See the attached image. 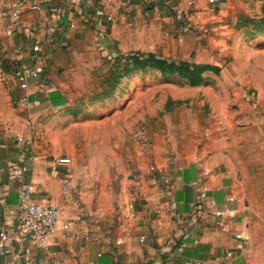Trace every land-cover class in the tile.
I'll list each match as a JSON object with an SVG mask.
<instances>
[{"label": "crops", "instance_id": "obj_1", "mask_svg": "<svg viewBox=\"0 0 264 264\" xmlns=\"http://www.w3.org/2000/svg\"><path fill=\"white\" fill-rule=\"evenodd\" d=\"M13 1L18 0H0V22L6 32ZM30 4L38 9L23 5L20 28L9 37L19 65L38 69L43 78L39 86L38 80L32 84L29 95L31 112L38 118L66 107L60 85L45 83L56 81L51 68L57 63L54 52L84 43L93 31L100 44L116 51L127 37L134 38L140 31L135 26L145 25L146 16L159 12L180 16L207 0H30ZM34 44L41 46V54L33 53ZM237 133L244 138L233 144L236 153L225 148L228 140L217 139L205 144L193 140L182 148L174 145L167 154L157 148L153 171L143 165L128 174L129 180L109 186L89 179L100 177L95 169L57 165L23 140L0 139V234L4 233L0 251L5 252L0 264H27V258L30 264H264V186L249 184L251 175L264 177L259 165L264 162V122L254 116ZM24 183L34 184L36 202L59 207V221L46 246L19 230V189ZM202 192L208 212L234 210L235 217L194 228L193 214ZM187 232L186 247L177 254L176 246ZM237 233L249 234L251 240L240 241Z\"/></svg>", "mask_w": 264, "mask_h": 264}, {"label": "rangeland", "instance_id": "obj_2", "mask_svg": "<svg viewBox=\"0 0 264 264\" xmlns=\"http://www.w3.org/2000/svg\"><path fill=\"white\" fill-rule=\"evenodd\" d=\"M156 14L116 51L93 31L54 52L56 81L45 83L60 85L66 107L38 118L21 102L20 65L0 22V139H22L54 162L71 158L97 170L89 179L104 186L143 165L153 171L157 148L167 154L217 139L236 153L238 130L254 116L264 122V0H207L180 16ZM249 178L264 186V177Z\"/></svg>", "mask_w": 264, "mask_h": 264}, {"label": "built area", "instance_id": "obj_3", "mask_svg": "<svg viewBox=\"0 0 264 264\" xmlns=\"http://www.w3.org/2000/svg\"><path fill=\"white\" fill-rule=\"evenodd\" d=\"M108 1V0H107ZM211 3L215 2V0H210ZM12 10L9 14V28L7 29V33L9 36H13L15 31L20 28V9L23 5H29L31 10L35 11L38 9L37 5L30 4V0H18L13 1ZM112 18H109L111 20ZM103 37V35H102ZM32 51L35 54H41L42 49L39 44H34L32 47ZM40 77V72L38 69L33 68L31 66H20L18 71V84L23 92L21 97V102L31 107L32 103L29 100V95L31 91L32 84L36 82ZM22 141V139H19ZM72 163L69 158H62L56 161L57 165H70ZM14 166L16 164H13ZM23 173L27 172L28 169L26 167L21 169ZM162 181H167L168 177L166 175H161L160 178ZM36 192V188L32 183H24L19 189V203H18V211H19V230L25 236H29L33 241H35L40 246H46L49 236L54 232L60 217V210L56 204H45L36 202L34 199V194ZM201 204L197 205L195 208V212L193 214L194 228L200 227L203 224L209 226H215L219 221L224 220L226 218H233L236 215L234 210H229L228 212H223L221 210H213L212 212H208L205 209L203 203L207 199L206 193L202 192L200 195ZM234 198H229V202H233ZM65 230L69 229V226L64 227ZM1 237H4V233L0 234ZM190 237V232H187L182 240L176 246V253L179 254L186 247V241ZM236 239L249 242L251 240V236L246 233H237L235 235ZM146 240L145 236L140 238V241L144 243ZM5 255L4 251H0V256ZM27 264L29 263V259L27 258ZM190 264V263H186Z\"/></svg>", "mask_w": 264, "mask_h": 264}]
</instances>
